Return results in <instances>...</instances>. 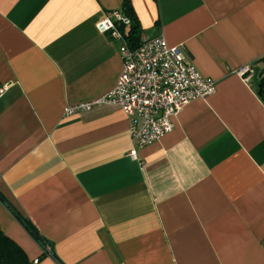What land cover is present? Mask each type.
<instances>
[{
	"label": "crops",
	"instance_id": "0c3cea01",
	"mask_svg": "<svg viewBox=\"0 0 264 264\" xmlns=\"http://www.w3.org/2000/svg\"><path fill=\"white\" fill-rule=\"evenodd\" d=\"M122 4L0 0V229L37 264H264V0H131L217 87L144 148L115 106L65 115L115 87Z\"/></svg>",
	"mask_w": 264,
	"mask_h": 264
},
{
	"label": "built area",
	"instance_id": "2783aa9c",
	"mask_svg": "<svg viewBox=\"0 0 264 264\" xmlns=\"http://www.w3.org/2000/svg\"><path fill=\"white\" fill-rule=\"evenodd\" d=\"M129 23L121 12H112L97 26L100 33H108L121 44L123 68L115 87L97 100L68 106L65 115L115 106L128 117L131 141L144 148L173 131L174 119L185 106L215 94L217 87L215 81L196 69L182 46H170L163 36L142 35L139 45L131 47L118 27ZM254 72L245 67L240 74L248 82ZM5 89L0 87V97ZM129 154L136 157L135 150ZM47 250L51 253L50 247Z\"/></svg>",
	"mask_w": 264,
	"mask_h": 264
},
{
	"label": "trees",
	"instance_id": "16d2710c",
	"mask_svg": "<svg viewBox=\"0 0 264 264\" xmlns=\"http://www.w3.org/2000/svg\"><path fill=\"white\" fill-rule=\"evenodd\" d=\"M122 15L130 21L128 26L124 24H120L118 27L120 31L124 34L126 42L133 48H136L141 41V37L143 35V31L139 24L138 18L133 10L131 0H123L122 9L120 11ZM255 79L257 78L258 70H254ZM4 202L5 199L0 195ZM16 218L20 221V223L27 229L29 234L35 239L37 243L41 245V247L45 251V256L51 255L56 256L51 247V253L48 252L47 247L50 244L45 240L36 227L24 219L20 214L14 211ZM0 264H33L32 261L29 260L27 254L23 251V249L18 246L13 240L7 237L2 230L0 229Z\"/></svg>",
	"mask_w": 264,
	"mask_h": 264
},
{
	"label": "water",
	"instance_id": "95a60500",
	"mask_svg": "<svg viewBox=\"0 0 264 264\" xmlns=\"http://www.w3.org/2000/svg\"><path fill=\"white\" fill-rule=\"evenodd\" d=\"M256 65L263 66L262 68H260L261 70L260 69L258 70L259 72L256 78V88H257L258 96L264 101V58L259 60V62H257ZM12 211L14 210L12 209Z\"/></svg>",
	"mask_w": 264,
	"mask_h": 264
}]
</instances>
